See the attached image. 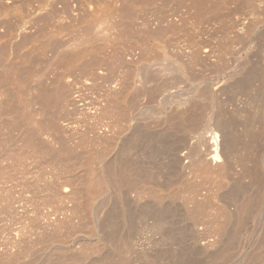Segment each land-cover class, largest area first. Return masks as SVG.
Returning <instances> with one entry per match:
<instances>
[{"label":"bare ground","instance_id":"bare-ground-1","mask_svg":"<svg viewBox=\"0 0 264 264\" xmlns=\"http://www.w3.org/2000/svg\"><path fill=\"white\" fill-rule=\"evenodd\" d=\"M252 1H255V5L264 10V0ZM5 13L8 16L9 12L6 11ZM95 21L96 19H89L88 17L89 24L86 29L91 28L93 25L95 26ZM20 23L23 25V20ZM21 25L19 24V26ZM262 27L263 30L261 29V32L259 31L258 33L257 31L258 34L252 36V42L256 44V47L258 46L257 48L263 47L262 49H264V25ZM48 36L46 35V38L43 37L47 39V43L45 41L43 44L49 46L54 41L52 37L51 39ZM88 36L87 32L83 33L80 29L75 38L85 39ZM73 39L74 37L71 40ZM64 44L66 43L64 42ZM168 44L165 46L167 47ZM174 44L176 45V43ZM44 45L42 46L43 48L39 47L44 50ZM51 45L50 47H53ZM183 46L184 48L181 45L180 47L182 48L178 49L177 47L175 50L171 48V51H169L170 47L168 50L165 47L166 52L163 51L161 56H153L152 59L151 57L149 59L143 58L142 61L140 60L141 62L139 61V66L137 65L135 68L132 66L134 71L131 75H127L129 80H127L126 76L123 82L121 76H115L116 79L122 80V83L120 82L119 86H115L117 85L115 83L114 87L110 88V92L106 93V95H109L106 100L103 98L105 101L108 100L105 106H103L104 103H100L101 100L98 101V105L100 104L104 108L96 104V108L101 107L103 110V121L106 120V114L104 113H108L107 122H103L100 118L101 115H99L98 120H95L99 121V123L92 124L91 128L93 127V130L89 129L94 134L93 141L89 142L92 140L91 135V139H88L89 141L86 139L89 144L94 143V146L100 145L101 147L104 143L111 146L108 150L103 145L107 149L105 150L102 147L103 152L105 150L104 153H101L102 149L99 152L96 149L99 148L97 146H92L94 151H92L91 146L92 152L87 151L89 149V146H87L88 142L83 140L86 136L89 138V135L84 136L86 133L82 129L84 134H81L84 139H81L80 132H78L79 138L76 136L78 140L75 139L77 141H73V139L70 141L71 138L68 140V142H73L71 147L69 145L67 147H70V149L63 148L65 140L63 139L64 143L62 141V144L58 135L63 132H60V130L68 128L69 125H63L60 121L64 119L60 118L61 120L59 121L56 117L65 113L59 114L60 110L58 109L63 110V108L58 106H62L63 102L67 104L66 106L69 104H75L76 106L77 100L70 91L68 92L70 93L69 95L66 94L67 91L64 92L65 89L61 86L62 82L59 78L60 76H58L59 74L57 75L60 82L59 85V82L53 84L56 80L54 76V81H52L53 79L51 80L52 84L51 82L49 85L44 83V87L46 85L48 88H43L41 83L42 88H38L42 90L37 91L39 93L35 91L37 95L34 96L33 94L32 97H34H30V104H32V99H35V104L39 101L41 102L39 105H45L39 107L41 108V111H38L39 114L48 105L52 107L48 106L47 110L51 108L50 111L54 110L53 113L55 112L53 107L58 110L56 111L58 114L55 115L54 113L55 116L45 110L46 115L50 116L49 113L53 115L50 116L51 118L46 116L50 119L49 121L52 120L51 122L48 121L47 124L44 123L45 120H41L43 113L40 116L37 113H31V117L30 114L26 113V117L28 115L29 119H31L28 125L29 128L26 126V129L23 128L24 131L20 129V135H22V138H20L21 142H23L22 149H27V155L24 150L26 157L22 154V156L18 155V158L24 156L27 159L29 157L31 159H44L45 156H48L45 159L48 160L49 165L44 160L43 163L47 164V167L52 171L49 170L52 173L54 182V186L51 183L52 181L50 182L53 189L52 195L49 194V189L50 191L52 190L48 187L50 183L47 186L48 178L45 177L47 182L46 180L43 182L44 177L42 179L39 177L40 181L42 180L41 182L47 186L45 187L41 183L44 188H49L47 191L50 198L51 196L53 197L51 200L57 198L55 203L53 200L45 199L43 194L45 192H38L44 195L38 194L42 196L40 199L43 198L47 202L49 200V203L53 202L47 212H42L41 216L43 217L40 216L41 222L43 221V224L41 223L42 233L45 234V237L46 234L51 236V233L53 235L55 233L58 236L57 232L61 235L62 229L65 232L67 227H73L74 234L76 233L75 231L81 232L80 234H75V236L73 234L69 238L61 237L62 240L59 238L57 239L58 241L55 238V244L52 242L51 246H48L49 248L43 249L44 240L41 237L43 234L40 232V235L39 231H37L41 237L39 242L43 243L42 247H40L43 251L40 257L34 254V257L38 256V259H36L37 257L34 258V262L35 259L37 261L36 263L33 262L34 264H264V61L261 60L264 56L259 57L262 55V50L260 49V55L255 53L259 52L256 50L248 52L246 57H244L245 62L241 60L242 58L239 55H233V61L228 67L226 64L216 63L213 49L205 48L194 40H189ZM172 47L175 48V46ZM49 49L53 50V48ZM64 50L66 51V49L61 51L64 52ZM34 51L37 52L36 49ZM34 51L32 52L31 50L32 53ZM70 51L75 53L76 50ZM77 52L79 53L80 51L75 53L78 57L81 52L79 54ZM32 53L30 54L33 57L35 53L33 55ZM59 53L62 54L61 52ZM74 53H71L73 56H71L72 60L75 56L73 55ZM28 57H26V61ZM93 57L91 55V58ZM17 58L14 57L16 60ZM20 58L19 56L18 60ZM91 58L89 56V59ZM21 59L20 62L23 61ZM31 59L34 62L33 59L35 60V58ZM7 60H10V58ZM69 60L71 62L70 58ZM93 60L95 61V59ZM93 60L89 63H94ZM53 61L55 62L54 59ZM32 62H30L31 64L25 63V65H32ZM100 62L96 61L94 65ZM15 63L12 65L14 74L16 71L15 67L20 65V63L15 65ZM89 63L87 62L85 65L86 71ZM102 63L100 64L103 65ZM51 65L50 62L49 66L41 70L33 66L35 69H33L34 71L32 70L33 73L30 72L32 74L25 72L26 66L22 67L23 64L20 68L24 70L25 74L27 73V76L32 75V79H37L45 76V71ZM97 66L100 68L99 64ZM18 67L17 70H19ZM73 67L72 70H75V66ZM98 67L97 69L99 70ZM5 69L2 70L5 72ZM8 69H6L7 73L11 71ZM94 69L96 67H93L92 64L89 68V73H93ZM132 69L131 71L129 70V73L132 72ZM70 71L68 69L67 72ZM17 72V76L12 74L16 78L22 74V71ZM1 73V79H3L4 75L5 78L11 75L10 72L9 74L6 72L5 74L2 73L3 76ZM65 75L66 73H64L62 78L66 77ZM13 76L8 77L12 80V83L15 80L16 82L19 81L17 79L20 77L15 79L12 78ZM24 77L25 82L26 78L29 77H26V75ZM5 78L6 84L3 81L2 84L10 85V83L8 84L9 79L6 78L8 80H5ZM258 78L260 79L259 82L262 80V88L258 87V82V85L255 84ZM38 83L39 81H37ZM2 84L0 82V85ZM5 85L1 86V88L6 87ZM58 87L64 94L57 89ZM9 88H12L13 91L15 90L11 86ZM15 88H19V86H15ZM65 88L70 90L69 87L65 86ZM58 90L62 95L65 96L66 94V96L63 98L61 95V98ZM13 91L11 90L12 93L15 92ZM2 92H4V89ZM7 93L3 94L4 97L9 94ZM10 98L11 96L8 99ZM13 99L14 96L10 100L11 102L7 101L6 106H10L9 103H12ZM18 99L17 101L13 100V103L14 101L19 103ZM29 100H27L28 103ZM59 100H63L62 103ZM258 100L260 101V103L258 102L259 104L257 103ZM22 101H25V99ZM55 103L58 105H55ZM253 103L257 105L258 111L256 110V114L257 112L260 114V118H258L257 114L258 119L251 113L254 111L252 109L255 106L252 105ZM3 104V107L6 108L5 103H0L2 112L4 111L1 106ZM14 104L10 106V108L12 107L11 109H8L13 111ZM19 104L17 105L19 106ZM22 106L20 109H23ZM38 106L37 110L39 109ZM31 107L34 109L32 105ZM42 107H45L44 110H42ZM63 107L65 108L64 104ZM101 108L99 109L100 113ZM8 109L6 110L8 114L0 116V121H5L1 122L3 128H0V130L6 131L3 130L4 125L6 129V121L9 126H13V124L17 126L21 123L20 126L23 125L24 127L26 122L25 125L29 123V119L26 117L16 120L19 117L17 116L18 114L15 115L17 117L14 114L12 116L10 115L11 111ZM33 109L32 111L30 109V111L34 112ZM96 110L94 111L93 109L94 112ZM13 112H15V109ZM19 112L16 113L21 115L22 112ZM96 113L94 115L92 112L94 116L92 115L91 119L98 116ZM23 114L22 116H25ZM46 117L44 114L45 119H47ZM52 117L56 119L53 120ZM95 121L92 119V122ZM255 122H258L256 124L257 127H255ZM3 123L5 124L3 125ZM9 126L7 131L17 130L14 128L15 126H11L14 129H10ZM74 127L76 126L74 125ZM57 130L60 133L55 135ZM2 131H0V135L4 136ZM88 131H86L88 134L91 133ZM64 132L67 131L65 130ZM12 133L14 131L10 134ZM13 135L15 134L11 136ZM7 137L9 139L4 136L7 140H11L9 135ZM14 137L12 138L14 139ZM18 137L19 135H17L16 139ZM55 137L60 140L59 142L63 146L57 142ZM65 137L67 136H63V138ZM4 138L0 144H3V141L6 140ZM16 139L11 145L15 141L18 142ZM42 140L44 143L46 142L45 146L42 144L43 142H40ZM82 143H86L85 145L88 147L86 149L83 145V151L86 149L85 152H87L88 156V153H90L88 157L84 152V157H88L86 158L88 161L85 160V162L82 159L79 162L83 156V151L81 154H77L83 149ZM15 144L17 143L15 142ZM58 144L60 145L58 147L63 149L58 148ZM5 145L9 147L8 145L10 144L8 142V145L6 143ZM3 146L0 148L2 149ZM15 146H11V148ZM7 147L3 151L1 150L4 154L5 150H8ZM18 147L20 148L21 146ZM78 148L80 149L78 150ZM76 150L77 152L74 153ZM13 152L12 154L16 155ZM7 153L13 156L8 151L6 155L0 154V187L4 186V183H9L10 173L16 169L12 159L14 156L11 157ZM18 154L20 153L18 152ZM79 155H81L80 158ZM76 156H78V159ZM75 158L78 161H76L77 163L72 161L76 165L72 169L69 162L75 160ZM11 159L13 162H10ZM20 160L25 162L26 159ZM27 161L29 160L25 162L26 168L28 165ZM31 161H34L35 164L36 160ZM41 161L39 160L40 163ZM24 164L22 163V165ZM3 165L5 170L1 167ZM72 165L74 166L73 163ZM15 166H17L16 163ZM12 167H14L11 170L12 172H9ZM47 167L45 168L47 169ZM43 169L42 171H44ZM46 169L44 173H46ZM46 174H48V171ZM11 177L12 175L10 180L12 179ZM37 178L35 180L39 182ZM38 182L35 184L37 187L40 185ZM8 183L7 185L10 187L11 184ZM34 192H36V189ZM180 192L182 194H179ZM31 194L33 196L35 193ZM36 197L38 198L39 196ZM7 198L9 200V197ZM7 204L10 205L9 203ZM4 206H0V208L3 207L2 209H4ZM11 209L9 210L10 212ZM26 228L28 229V227ZM71 228H69L71 232L69 229L67 231L72 235L73 228ZM37 232H35L34 237L38 240ZM30 233L32 234L33 232ZM66 233H64V236L69 235ZM53 235L52 237H54ZM46 238L48 241V237ZM26 240L28 239L24 241L27 242ZM30 240L29 242L32 244L33 240ZM39 242H36L38 243L36 245L40 246ZM24 244L25 246H21V237L19 236H16L11 245L0 242V264H20L21 257L25 255L29 259L33 254V250L31 253L32 246L33 248L35 246L33 244L30 245L28 250L30 243ZM39 246L38 252L42 250H39ZM28 253H30V256H27ZM31 258L33 261V257ZM32 261L31 263L28 261L29 264H33Z\"/></svg>","mask_w":264,"mask_h":264},{"label":"rangeland","instance_id":"rangeland-1","mask_svg":"<svg viewBox=\"0 0 264 264\" xmlns=\"http://www.w3.org/2000/svg\"><path fill=\"white\" fill-rule=\"evenodd\" d=\"M201 8H203V9L201 10ZM11 10L13 11V13ZM6 11L9 12V14H7L8 16H6V13H5ZM10 14H12V15H10ZM13 16H15V17H13ZM88 17H89V19L94 18V19H96V21H95V26L93 25L91 28L86 29V26L89 24ZM17 18H18V20H17ZM21 20H23V22H24L23 25H21V23H20ZM19 24L21 26H19ZM263 25H264V10L262 8L256 6L255 1H252V0H0V69H1L0 71L3 73L4 72L3 70L5 68L6 69L11 68V69H8V70H11V71H9L11 74L12 70H14V68L12 69V65H14L13 63H15V62H16L15 65L20 63V65H17L15 67V70H16L15 74L17 71H19V72L22 71L21 76H19L20 73L17 72L19 74L18 76L20 77V78L19 77H17V78H19V79H17L16 77L13 76V75H15L13 73L14 71L12 72L13 75L11 74V75H8L6 77V78H8L10 76H13L12 78L19 80L17 82H18V84L20 83V85L17 84L16 80L13 81V83H12V80L10 78H8L9 82L8 81L7 82H8V84L10 83V85H8V86L5 85L6 84L5 83L6 81H4L5 75L3 76V74H5V72L7 73V70L5 69V72L3 74L0 72L1 75L3 76V79H1L2 77H0V82H1V84L4 82L5 83L4 85L6 86L4 88H1V86H4V85L3 84L0 85V91H1L0 96L3 95L4 93H7V89L10 86L13 87L15 89L14 91L16 92V94H14L15 92L13 91V89L9 88L8 90L10 92L8 91V93H9V94L7 93L8 95L5 94L6 98L4 97V95L0 97V100L4 98L2 101H6V102L0 101V103L1 104L5 103V106H6L7 101L8 100L10 101L13 96H14L13 100L17 101V99L19 98L18 101H20L19 102L20 104L18 102L16 103L15 101H14V103H15L14 104L13 100H12V103L8 102L10 104V106H12V104L15 105L13 107L15 109V112H13L14 109H12L13 111L9 110L12 108V107L10 108L9 105H7L6 108L3 107L4 104L1 105L2 108L4 109V111L2 112V109L0 110V116L2 114L3 115L8 114L7 113L8 111H6L8 108H9L8 110L11 111L10 115L13 116V114H14V116H15L18 114L17 116H19V117L15 116V117H17L16 120H20V118H23V117L25 118L26 113L28 115L30 114V117L32 116V114L37 113V115L40 116V114L43 113V115L41 114L42 115L41 117H43L41 120H45L44 123L47 124L50 119L46 117L48 115H46L45 110H47V108H49L48 106H51V105H48V106L46 105L47 107L46 108L44 107L45 110L42 107L43 108L42 110H44V111H42L39 114V112L41 111L40 110L41 108H39V107H41L43 104L39 105V104H41V102H39V101H38L39 103L37 102L35 104V99H32V104H30L31 100H29V99H31L30 97H32L33 94H34V96L37 95V93H39L37 91L42 90V89H39V88H42L41 85H43V88H48L46 85L44 87V83L49 85V83L51 82V84H52V81H54V76H55L56 80L54 81L55 83L53 82V84H57L56 82H59L58 79L60 78L61 82L63 83V85L61 83V86H63V89H65L64 92L67 91L66 94L69 95L70 93H68V92L70 91L71 94L73 95V97H75V99L77 100L76 106H75V104L74 105L69 104L68 106H66L67 104L65 102H63V104L65 105V108L63 107V104H62V106H58L59 108L62 107L63 110L58 109V107H57V109L60 110L59 114H61L63 112H65V113L58 115L56 117L59 119V121L61 120L60 118H63L64 120H62V121H64V122H62V121H60V122L63 125H65V124L69 125L68 128H71L69 130H68V128H65V129L63 128L62 130H60V132L61 131L64 132L66 130L67 132H64L65 134L63 132L60 133L59 130L55 131V133H56L55 135H58L60 133L58 135L59 137L58 136L57 137L61 141L57 137H55L57 142L61 145V143L64 139L65 145L63 148L64 149H70V147L73 145V142H70V141L72 139H73V141H77L79 138V135L81 136V139H84L82 137L83 136L82 134H84V132H85L86 134H84V136L89 135V138H87V136H86L83 141L88 142L92 136V140L89 141L91 143L94 139L93 138L94 134H92V130H93L92 128L93 127L91 128L92 124L95 125L97 122L99 123V121H95V120H98L97 118L99 117V115H101V117H100L101 120L102 121L104 120L102 108H104L103 106H105V103L107 104L108 100L107 101H105V100L107 99V96L109 95V94L106 95V93L110 92L112 87H114L115 83L117 84L115 86H119L118 84L120 82L122 83V80H119V78L116 79L115 76L116 77L121 76L123 78V82H124V80L126 79V76L127 75L129 76V74L131 75L133 73L134 69H132V68L133 67L135 68V66H137V65L139 66L140 62L142 61L143 58L149 59L151 57V59H152L153 56L154 57H157L158 55L161 56L163 54L162 52L163 51L166 52V50H168L169 47H170L169 51H171L170 50L171 48H172V50H175L179 45L180 46L182 45V47L184 48L183 44L185 45L189 40H194V41L200 43L205 48L213 49L214 56H215L214 60L216 61V63L220 62V64H226L228 67L231 65V63L233 61V57L235 55H239L242 58L241 60L243 62H245L244 57H246V54L248 52H253L254 50H256L259 52H255V53L259 54L260 51L262 50L261 56H259L260 54L259 55L256 54L257 56L262 57V56H264V52H263L264 49H262L263 47H259V48H257L258 46L256 47V44L254 42H252V36L255 34H258L259 31L261 32ZM80 29L83 33L87 32L89 34V36L85 37V39H81V38H79L80 40L76 39L75 37L78 34ZM257 31H258V33H257ZM46 35H49L50 38L51 37L53 38L54 44L51 42L53 47H50L51 44L49 46L47 44H45V45L43 44L47 40V39H45ZM49 36H48V38H49ZM43 37H45V38H43ZM73 37H74V39L71 40ZM67 40H68V42H66ZM64 42L66 44H64ZM31 43H32V45H31ZM46 43H47V41H46ZM157 43H158V45H157ZM167 43H169L170 45L168 44L166 47L165 45ZM174 43H176V45ZM171 44H173L172 46H175V48L172 47ZM177 44H178V46H177ZM43 45L45 47L47 45V47L53 48V50H51L47 47L46 48L44 47V50H43L42 49ZM263 45H264V43H263ZM263 45L261 44V46H263ZM39 46H41L42 48ZM61 46H63V47H61ZM158 46H160V47H158ZM180 46L178 47V49L182 48ZM8 47H9V49H8ZM165 47H166V50H165ZM33 48H34V50L36 49L37 52L34 51ZM67 48H68V50H67ZM62 49H66V51H68V52L64 53L66 51L64 50V52H63V51H61ZM69 49L74 50V51L75 50L80 51L81 53L79 52L80 55L78 56L80 58H78L75 55L76 51L74 53L73 51H70ZM31 50H32V52L34 51L35 54L32 53ZM55 50H57V51L55 52ZM69 51H70V54H69ZM82 51H84V52H82ZM59 52H61L62 54H60ZM27 53H28V56L29 55L31 56L30 53H32V55L34 54V56H33L35 58V60L33 59L34 62H32V59H31L33 57L32 56H31V58H30V56L28 57ZM71 53H74L73 55H75L73 60H72L73 56ZM69 55H70V57H69ZM91 55L94 57L91 58ZM19 56L21 58H23V59L20 58L23 61L20 62V59L18 60ZM89 56L92 60L95 59V61L93 60L94 63H92L93 67L95 66L97 69V67H98L97 65L99 64L100 68L99 67L98 68L100 71L98 69L97 70L94 69L93 73H91V72L89 73V68L92 65L91 63H89V62H92V60L89 59ZM143 56H145V57H143ZM14 57L15 58L18 57L17 60L14 59ZM26 57H28L27 61L25 60ZM9 58H10V60H7ZM11 58H12V60H11ZM69 58L71 59V62H70ZM75 58L78 59L79 63H78V61H76ZM4 59H5V61H4ZM53 59L55 60V62L53 61ZM47 60H50V61H47ZM64 60H65V62H64ZM261 60L264 61V57H262ZM2 61H4V62H2ZM6 61L7 62L10 61V62L7 63ZM17 61H19V62H17ZM28 61L32 62V65H29L31 68L29 66L25 65V63H27V64L30 63V62L28 63ZM74 61H76V62H74ZM96 61L97 62L101 61L100 63L103 62L102 63L103 65H101L100 63L94 65L96 63ZM22 62H24V63H22ZM50 62L52 65L47 71H45L46 72L45 76H43L41 78H37V79L36 78L32 79L33 78L32 75L27 76L28 72L30 73V72H32L33 69H35V68H33V66L37 67L39 70H41L42 68L49 66ZM87 62L89 63V65L87 64V71L88 72L85 69V67H86L85 65ZM222 62H224V63H222ZM4 63H6V64H4ZM8 64H9V66L11 65V67H9ZM22 64H23V66H22ZM72 64H73V66H75V70H72V67H73V66H71ZM20 66H22V67L26 66V68H25L26 69L25 72H27L26 74L23 72L24 70L22 68H20ZM17 67L19 68V70H17ZM20 69H22V70H20ZM68 69L71 71L67 72ZM73 69H74V67H73ZM131 69H132V72L129 73V70L131 71ZM29 70H31V71H29ZM9 72L7 74H9ZM32 73H30V74H32ZM64 73H66V75H65L66 77L62 78ZM25 75H26V77H29V78H26V81L24 82V80H25L24 76ZM57 75L60 77L57 78ZM15 76H17V74ZM48 76H50L52 78H50V77L48 78ZM128 76H127V78H128ZM6 78H5V80H8ZM122 78H120V79H122ZM36 80L39 81L38 84H37ZM127 80H129V78ZM222 80H224V79H222ZM20 81H22V82H20ZM259 81H260V79L258 78V81L256 80L255 84L258 85V83H259L258 87L262 88V80H261V82H259ZM59 84H60V82L58 83V85ZM64 85L66 87H69L70 90H68V88H65ZM15 86L16 87L19 86V88H15ZM20 87H21V89H20ZM60 87H58L57 89L60 90ZM5 88H6V90H5ZM36 88H38V89H36ZM3 89H4V92H2ZM11 90L14 93H12ZM59 90H58V92H59ZM35 91L37 92L36 94H35ZM60 91L62 92V90H60ZM61 92H59L60 97L62 95ZM64 92H62V93L64 94ZM11 93H12V95H10ZM66 94H65V96H66ZM10 96H11V98L8 99ZM65 96L62 95L63 98ZM5 99H7V100H5ZM24 99L26 102L22 101ZM27 100H29V103L27 102ZM259 100L257 101V103L258 102L260 103ZM59 101L62 103L63 100L62 101L59 100ZM98 101H100V103L101 102L104 103L103 106L99 104L100 106H102V108L100 107L101 113L99 110L100 108L99 107L96 108V106L99 103ZM57 103H55V105H58ZM61 103H60V105H61ZM255 103H253L252 105H255ZM17 104H19V106ZM21 105H23L22 106L23 109H20ZM26 105H28V106H26ZM31 105L34 107V109L31 107ZM17 106H18V108H16ZM29 106H30L31 111L33 109L34 112L30 111ZM37 106L39 108L38 110H37ZM43 106H45V105H43ZM92 108L94 109V111L96 109H98V110H96V112H99L100 114L94 112ZM251 108H250V110H251ZM53 109H55V112H54L55 115L58 114V112H56V111H58V110H56V107H53ZM252 109L254 111L251 110L252 111L251 113L257 118V114L259 113V112H257V114H256V110L258 111L257 105H255ZM50 110H51V108L47 111H49L52 114L54 110H52V111H50ZM5 111H6V113H5ZM19 111H21L22 114L25 112L23 114L25 116H22V114L19 115V113H20ZM16 112H19V113H16ZM92 112L94 113V115H95V113L98 115L97 117L95 116L96 118L95 117L92 118L95 122H92V119H91V117L93 115ZM50 113H49L50 116L54 115V113H53V115H51ZM44 114L48 120L44 118ZM88 114H90V115H88ZM104 114L107 115L108 113H104ZM28 115L26 117L27 119L30 118V117H28ZM106 115H105V119H106L105 121L107 122L108 118H106V117H108L109 115H107V116ZM259 115L260 114H258V118H260ZM20 116H22V117H20ZM50 116H48V117H50ZM102 117H103V119H102ZM52 119H53V117H52ZM55 119L56 118H54L53 120H55ZM22 120H26V119H22ZM30 120L31 119H29L28 122ZM101 120H100L101 123L105 122V121L102 122ZM2 121H4V120H2ZM2 121H0V128L1 129L3 128V126L1 125ZM51 121H49V122H51ZM24 122H26V121H24ZM6 123H7L6 129H5V125H4L5 123H3V125H4L3 130L7 131L9 129V128L7 129L9 124L7 121H6ZM20 124H18L17 126L15 124H13V126L11 125L12 127L15 126L14 128L17 129L16 131L12 130V131H14V133H12V134H15L16 136L15 135L11 136L12 135V134H10L12 132L11 130H9L10 132L9 131L3 132L2 130H0V131H2V134L4 133L3 135L7 139H9L7 137L8 135L11 139V140H7L6 138H4V136L0 135V138H2L0 143L2 142L3 138H4V140L6 139L5 140L6 142L3 141V144H0V147L5 145V143L8 145V142L10 144V145H8L9 147H7L5 145V146H3L2 149L0 148V154L6 155L7 151L12 154V152L14 150L15 151L18 150L17 152H15V151L13 152L14 154L16 153V155L12 154L14 157L7 153L9 156L13 157L12 159L14 162L16 161L15 163L17 165V166H15V163L12 161V159L10 160V162L11 161L13 162L14 167H16V169H14V170H12L14 167L9 169L10 170L9 172L13 171L12 173H10V176L12 175V177H11L12 179L10 180V176H9V178H8L9 183L7 182L8 184H11V185L9 187V185H7V183H4V186H1V187L5 188L4 190L0 187V194H1L0 198L3 197L0 200V206L5 205L4 209H2L3 207L0 208V212H1V214H0V242L5 243L7 245H11L12 242L15 240L16 236L17 237L19 236V237H21V244H22L21 246H25L24 243L28 242V244L30 243L29 248H28V250H29L30 245L33 244L35 246L34 248L32 246V249H31V253L33 250V254L31 256H30V253H28L29 255L27 254V256H30L29 257L30 260L28 259V257H26V255L22 256L24 258L21 257L22 260L20 259V261H21L20 264H23V263L26 264V262H28V261L31 263V261H32L31 257H33L32 263L34 262L35 257H37L36 259H38V256L40 257V254H42L41 252L43 251V249L49 248L48 246H51L52 242L54 243V242L58 241L57 239L60 238V240H62L61 237L69 238L70 236H73L74 228L72 227L73 228L72 229L71 227H69L72 229V235L69 233V231L71 232V230L68 227L65 229V232L63 229H62V231L64 233H66V231L69 229V231H67V233H66L69 235L64 236V233L61 232V230H59V232H61V235H63V236H61L58 232H57L58 236H56L55 233H54V235L51 233V236H47V234H46V237H48V241L46 240L47 238L45 237V234L42 233L41 225L43 224V221L41 222L42 219L40 218V216L42 215L43 211L47 212V209L50 208L51 205L53 204V202L52 203H49V202L53 200L56 203V199H57V198L56 199L54 198L51 200V198H53V197L51 196V198H50V195H48L47 190L49 188L45 189L44 188L45 184L43 183V182H45L46 178H48L47 179L48 182L46 180L47 186L51 181H52L51 182L52 185L54 186V184H53L54 182H53V178H52L53 176L51 175L52 171L50 170L49 167H47V164H45V163H48V165H49V162H47L48 160L45 159V158H48V156H45L44 159L43 158L31 159V157H29L28 159L25 158L27 155V149H24L26 152L22 149L23 148V144H22L23 142H21L22 135H20V131L21 130L24 131V129H26L25 128L26 126H27V128H29L28 125L30 124V122L27 125L24 124V127H23V125L20 126ZM22 124H23V122H22ZM256 124H258V122H255V125ZM67 125H65V126H67ZM74 125L77 128L74 127ZM11 126H9L10 129H14ZM72 127L74 129L75 128L76 129L74 130ZM255 127H257V125ZM81 129L84 132H82ZM89 129H92V130H89ZM88 130L91 133L88 134L86 132ZM256 130H257V128H256ZM17 131L19 132V134ZM78 132H80L79 135H78ZM7 133H9V134H7ZM0 134H1V132H0ZM17 135H19L18 139L21 137L20 140L16 139ZM65 135L67 137L63 138V136H65ZM76 136H78V138ZM12 137H14V139ZM66 138H67V141H66ZM95 138H96V136H95ZM15 139L18 140V142L17 141H15V142L17 144L18 143L19 144L17 145L14 142L13 143L14 145L13 144L11 145V143ZM69 139H70V141L68 142ZM75 139H77V140H75ZM86 139L87 140L89 139V140L87 141ZM40 142H43L42 143L43 145L46 143V142L44 143L43 140ZM89 142L87 143V146H89V149L91 146L92 151H94L92 148V146H94L93 145L94 143L89 144ZM20 143H21V145H20ZM63 143H64V141H63ZM66 143H68V144H66ZM70 143H71V145H70ZM39 144H41V143H39ZM42 144H41V146H43ZM59 144L57 145V147L60 146ZM85 144L86 143H84V144L82 143V147L84 145L87 149L88 147ZM96 144H98V143H96ZM15 145L17 147L18 146H21V147L20 148L18 147L19 148L18 149ZM68 145L70 146L69 148H67ZM103 145L108 150L111 148V146H109L108 144L105 145V143H104L101 145V147H100V145L99 146L96 145L97 147H99L96 149L100 152V149H102V147H104ZM107 145H108V147H107ZM11 146H15V147L11 148ZM61 146H63V145H61ZM96 146H94V147H96ZM5 147H7L8 150H5L6 152L4 151L5 152V154H4L2 151H3V149H6ZM105 147L103 149L107 150ZM10 148L11 149L14 148V149L11 150ZM58 148L63 149L62 147H58ZM79 149L80 148H78V150ZM86 149H85V151H86ZM89 149H87V151L92 152L91 149H90V151H89ZM103 149H102L101 153L103 152ZM83 150H84V147L82 150H80V152H77V150H76V151H74V153L77 152V154L78 153L81 154V152ZM97 150H95V151L97 152ZM105 150H104V152H105ZM21 151H22V153H21ZM85 151H83V153H82V155H83L82 158H80L81 155H79V158H80L79 162L82 160L84 162H85V160L88 161V159H86V158H88L90 156V153H88L89 154V156H88L86 154L87 152H85ZM18 152L20 154H18ZM24 152L26 155L24 154ZM84 152L88 157L87 156H86V158L84 157ZM22 154L25 155V157L23 156L22 158H18L20 155L22 156ZM76 158L78 159V156H76ZM76 158H75V160H71L69 162L71 165L70 167L72 169L75 168V166H76L74 162L78 161ZM19 159H22V161L25 159L29 160V161H31V160H36V161H35V164H34V161H31V162H33L32 164H30L31 162L27 161L28 162L27 163L28 169H27L26 163H25L26 160H25V162L24 161L21 162V160L19 161ZM39 160H42L41 163H43V160H44L45 163L41 164L39 162ZM17 161H18V163H17ZM72 161H74V162H72ZM84 162H82V163H84ZM22 163L23 164L25 163L24 164L25 166L22 165ZM72 163L74 164V166L72 165ZM39 164H41V165H39ZM42 166H44V167H42ZM1 167H2V169H4V165ZM45 167H47V169L48 168L49 169L47 170ZM43 168L46 169V173H47V171H48V174L50 173L49 174L50 176L48 174L44 173L45 169H43ZM42 169L44 171H42ZM0 175H1V173H0ZM46 175H48V176H46ZM37 176H38V178L40 177L41 179H42V177H44L43 178L44 181L41 182L42 180L40 181V178L38 179ZM35 178H37V180H39V182L36 181ZM49 178H50V180H49ZM51 178H52V180H51ZM35 181L40 184V185H38V183H37L38 187L35 185L36 184ZM41 183L44 185H42ZM51 183L49 184L48 187H50L52 189ZM47 186L45 185V187H47ZM38 188L40 189V191ZM41 188H44V189H41ZM31 189H32V191H31ZM33 189H34V191L36 189L37 193L34 192ZM41 190H43V191H41ZM44 190H46V191H44ZM38 192H42V193L45 192V193H43L45 195V199H49L50 201L48 200V202H47L46 200L44 201L43 198H41L43 200L42 201L40 199V197H42L41 195H43V194L38 193ZM49 192H50L49 194H51V192L53 194V189L51 191L49 189ZM31 193H35L34 195L37 194L36 196H39V197L37 198L35 196L36 197L35 198L34 195L32 196ZM38 194H41V195H38ZM179 194H182V193L180 192ZM4 196H5V198H4ZM6 196L9 197V200H11L10 202H8L9 200H7L8 198ZM28 197H30V198H28ZM54 197H56V196H54ZM5 201H7V202H5ZM7 203H9L10 205H8ZM46 204H48V205H46ZM43 205H45V207H47V208L43 207ZM9 206H13V207H11L13 209H11ZM8 207L11 209V212L9 211L10 209ZM4 210H6L5 214H4ZM12 211H13V213H12ZM41 217H43V216H41ZM24 222L28 225H26ZM22 223H24L23 229H22V227H23ZM20 224L22 225L21 228H20V226H21ZM26 227H28V229ZM27 230H28V232H27ZM76 230H79V229H76ZM37 231H39V233L41 232L43 234V236H42L40 233L41 237H43V240H44L43 242H44L45 246L43 245V243L39 242L41 237H40V235H38ZM30 232H33L34 234L33 233L31 234ZM35 232H37V235L39 236L38 240L36 237H34ZM75 232H76L75 234L81 233L80 231H75ZM17 233H19V234H17ZM75 234H74V236H75ZM48 235H50V234L48 233ZM52 235L54 237H52ZM29 236H30V238H29ZM49 237L51 238L50 240H49ZM52 238H54V239H52ZM55 238H56V241H55ZM25 239H28V240H26L27 242L24 241ZM30 239L33 240L32 244H31V242H29ZM36 242H39L40 246L36 245V244H38ZM42 245H43V247H42ZM26 246L28 247L27 244H26ZM38 246H39V250L43 248L42 250L39 251L40 253L38 252ZM40 247H42V248H40ZM34 254L38 255V256L34 257ZM36 259H35L34 263L37 262ZM29 262L27 264H29Z\"/></svg>","mask_w":264,"mask_h":264}]
</instances>
